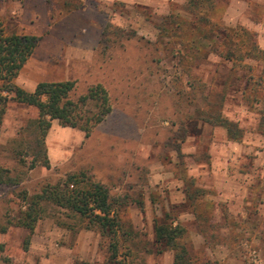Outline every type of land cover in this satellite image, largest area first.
I'll return each mask as SVG.
<instances>
[{
	"label": "rangeland",
	"instance_id": "rangeland-1",
	"mask_svg": "<svg viewBox=\"0 0 264 264\" xmlns=\"http://www.w3.org/2000/svg\"><path fill=\"white\" fill-rule=\"evenodd\" d=\"M189 1L0 0L7 31L40 36L15 80L19 86L72 80L79 95L101 83L111 103L88 137L52 120L46 167L34 157L36 108L8 102L0 167L18 183H0L6 227L0 264H115L108 239L67 209L45 206L31 233L14 223L24 209L22 192L30 196L80 170L112 195L126 196L119 216L131 235L117 256L124 263L172 264L174 251L154 244V224L165 221L185 229L187 264H264V81L253 96L247 82L248 73L264 79V56L234 63L217 50L232 49L224 31L240 26L264 53V0H208L196 10ZM113 28L134 35L118 45L111 33L104 52L102 32ZM182 57L189 59L185 71L206 84L197 102L217 104L243 130L241 140L186 118L194 106L175 103ZM169 137L180 143V154L165 145ZM185 179L205 190L197 214L185 198Z\"/></svg>",
	"mask_w": 264,
	"mask_h": 264
},
{
	"label": "trees",
	"instance_id": "trees-1",
	"mask_svg": "<svg viewBox=\"0 0 264 264\" xmlns=\"http://www.w3.org/2000/svg\"><path fill=\"white\" fill-rule=\"evenodd\" d=\"M208 0H190L189 6L194 10L204 5ZM212 9V7H211ZM208 22V17H205ZM179 24H177L178 27ZM110 32V33H109ZM115 33L113 41L110 34ZM224 34L232 42V49L224 53L223 49L218 48V53L232 62H241L246 57H259L264 53L259 49L254 39L253 33L246 31L243 27L226 28ZM134 33H124L119 28L112 31L105 29L102 32V50L106 52L109 45H122L124 39H129ZM40 36L9 32L6 30L4 19L0 16V128L3 115L9 101L32 106L37 110L35 121L36 136L34 147L37 162L48 167L49 161L44 145L45 136L51 125V121L56 119L63 126L79 128L84 136L88 137L93 128L99 124L111 111V103L106 88L101 83L89 85L85 92L76 95L75 82L72 80L62 81H39L32 90H26L16 83V78L33 53ZM111 42V43H110ZM183 48H185L182 43ZM111 47V46H110ZM237 51V52H236ZM189 62L186 57L181 58L182 74H185V82L175 84V103L180 107L193 105V112L186 115V118H198L212 127L224 129L226 138L231 141H239L243 136V130L237 122L225 117L212 101L199 104L198 98L202 96L206 84L198 77L185 70V64ZM248 73V71H247ZM247 82L250 89L249 94H256L264 79L248 73ZM253 94L251 96H253ZM90 105V106H89ZM177 135L180 141L185 140L186 129L182 123ZM165 145L173 148L180 154V143L173 141L169 137ZM5 169L0 167V183L6 181L7 184H16L15 177L4 175ZM184 193L188 205L197 214L200 198L205 190L194 185L192 179L184 181ZM24 202V209L20 211L16 225L28 229L31 233L37 221L45 214V206L54 205L77 214L84 221L87 229H94L100 235L108 239L109 261L115 264H126L117 259L122 241L127 240L131 235L129 230L124 229L123 221L119 216V209L126 204V196L120 197L112 195L109 188L97 181L89 178L83 171L68 173L63 179L54 183L44 185L38 192L28 195L25 191L20 197ZM142 209V202L136 201ZM6 227L0 226V232ZM185 229L177 223L156 222L153 228L154 244L160 250L165 248L174 251L172 264H187V248L183 242ZM29 238V237H28ZM27 243H28V239ZM27 243L24 248H27ZM3 244L0 243V252L3 251ZM73 264H91L85 261H75ZM211 264V263H207ZM215 264V263H214Z\"/></svg>",
	"mask_w": 264,
	"mask_h": 264
},
{
	"label": "crops",
	"instance_id": "crops-1",
	"mask_svg": "<svg viewBox=\"0 0 264 264\" xmlns=\"http://www.w3.org/2000/svg\"><path fill=\"white\" fill-rule=\"evenodd\" d=\"M35 86V85H34Z\"/></svg>",
	"mask_w": 264,
	"mask_h": 264
}]
</instances>
